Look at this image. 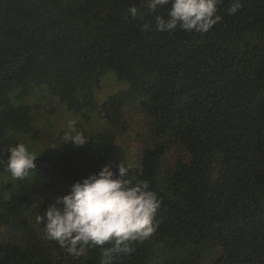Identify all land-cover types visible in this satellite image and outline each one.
I'll use <instances>...</instances> for the list:
<instances>
[{
  "label": "trees",
  "instance_id": "obj_1",
  "mask_svg": "<svg viewBox=\"0 0 264 264\" xmlns=\"http://www.w3.org/2000/svg\"><path fill=\"white\" fill-rule=\"evenodd\" d=\"M233 2L220 0V22L192 34L155 31L170 5L149 12L147 0H0V124L37 139L31 106L17 100L47 85L83 113L97 107L94 89L109 70L129 88L102 104L104 118L120 121L130 102L150 119L153 140L128 167L161 208L152 235L112 264H264V0H239L229 15ZM17 143L0 139V171ZM173 148L181 159L166 167ZM123 159L114 135L102 133L37 156L50 192L41 207L0 186V264H101L111 242L71 256L37 217L73 183L105 164L117 171Z\"/></svg>",
  "mask_w": 264,
  "mask_h": 264
},
{
  "label": "clouds",
  "instance_id": "obj_2",
  "mask_svg": "<svg viewBox=\"0 0 264 264\" xmlns=\"http://www.w3.org/2000/svg\"><path fill=\"white\" fill-rule=\"evenodd\" d=\"M219 3L220 0H147V9L156 12L170 5L167 17H156L157 32L179 28L192 34H206L222 19ZM240 8L239 0H234L228 14L235 15ZM128 12L135 18L138 9L129 6ZM144 28L151 30L150 25ZM88 140L89 135L77 130L75 121L70 120L59 144L81 146ZM36 159L25 143H17L8 149L6 170L15 181L29 177L36 168ZM129 172V167L122 163L117 171L105 164L98 173L73 183L67 194L57 197L56 203L37 217L44 224L47 237L74 257L81 256L87 248L111 242L113 247L104 250L101 264H112L114 253L131 254L133 242L147 239L154 232L161 201L150 190L147 180L134 179Z\"/></svg>",
  "mask_w": 264,
  "mask_h": 264
},
{
  "label": "rangeland",
  "instance_id": "obj_3",
  "mask_svg": "<svg viewBox=\"0 0 264 264\" xmlns=\"http://www.w3.org/2000/svg\"><path fill=\"white\" fill-rule=\"evenodd\" d=\"M128 88L127 81L119 79L114 70H109L103 76L100 86L94 89V105L97 107L94 109L87 107L83 113H80L67 109L58 97L50 92L47 85H41L29 96L17 100L19 103L26 102L31 106L35 124L40 128V136L37 139H32L29 134L10 130L0 124V139L23 142L36 156L61 153L66 148L74 146L70 142L59 144L61 137L68 131V121L72 120L75 121L77 130L89 135L91 139H96L102 133H112L115 141L124 149V159L120 163L131 166L138 161L141 152L153 140L149 117L137 112L134 105L129 102L123 107L124 113L120 121L112 123L104 118L102 109V104L110 95ZM82 114L88 117L86 118ZM178 159H181V155L175 148L171 149L166 157L165 166H171L173 160ZM46 180V177L38 171L30 172L29 177L18 178L16 181L7 170L0 171V186L7 185L6 196L12 192L18 193L27 202L38 205V207L42 206L46 195L50 194L46 188ZM32 204L26 203L25 205L26 212L29 214H32ZM4 231H6L5 228ZM13 238L20 240L22 236L15 234ZM169 257L178 261L184 258V252L170 251Z\"/></svg>",
  "mask_w": 264,
  "mask_h": 264
}]
</instances>
